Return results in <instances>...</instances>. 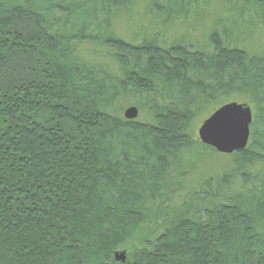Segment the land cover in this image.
Masks as SVG:
<instances>
[{
    "label": "trees",
    "instance_id": "1",
    "mask_svg": "<svg viewBox=\"0 0 264 264\" xmlns=\"http://www.w3.org/2000/svg\"><path fill=\"white\" fill-rule=\"evenodd\" d=\"M231 95L246 148L201 143L212 173L166 191L190 144L169 98ZM0 264H264V0H0Z\"/></svg>",
    "mask_w": 264,
    "mask_h": 264
},
{
    "label": "rangeland",
    "instance_id": "2",
    "mask_svg": "<svg viewBox=\"0 0 264 264\" xmlns=\"http://www.w3.org/2000/svg\"><path fill=\"white\" fill-rule=\"evenodd\" d=\"M146 99L144 96H140L137 93H133L131 91H126L125 93H120L118 100L116 102V110L117 112L123 116V113L128 108H136L138 115L144 116V110L146 108V103L143 100ZM172 99V101H171ZM198 100H188V99H180L178 100L177 97L172 96L169 98L168 102L171 103L172 109L174 114L177 116L182 115L183 117L187 118L188 122L186 126L183 128V131L180 133L182 136H190V144L187 148H184L180 155V160L178 165L174 171V174L168 179L167 182V190L172 189L178 179V176L185 172L194 171L198 168L199 171L202 169L208 170L207 173H212V169L215 168V160H221L220 156H214L212 154V150L205 148L201 145L198 136L197 130L200 125L208 119L214 111H216L219 107L228 104V103H236V104H246L251 112L253 113L252 104L249 103L244 97L239 95H231L228 96L226 99L219 101L218 103L208 104L207 102H203L201 98H197ZM159 100V98H158ZM162 103V101H159ZM167 106V105H166ZM137 115V116H138ZM202 160H206L207 166H202ZM201 162V163H200ZM205 165V164H204ZM208 168V169H207ZM197 170V169H196ZM203 172V171H202ZM167 201V194H164L162 198H160L155 204V215L151 220V224H149V229H154L155 225H157L161 219L164 207H166ZM163 214V213H162ZM161 217V218H160ZM133 247H125L120 249L119 251H124L126 253V258H128L129 254H131Z\"/></svg>",
    "mask_w": 264,
    "mask_h": 264
},
{
    "label": "water",
    "instance_id": "3",
    "mask_svg": "<svg viewBox=\"0 0 264 264\" xmlns=\"http://www.w3.org/2000/svg\"><path fill=\"white\" fill-rule=\"evenodd\" d=\"M136 108L124 111L125 120L137 118ZM252 112L246 104L228 103L219 107L198 128L197 136L203 145L216 153L230 155L243 151L249 140ZM115 262L124 263L126 253L117 251L113 254Z\"/></svg>",
    "mask_w": 264,
    "mask_h": 264
}]
</instances>
